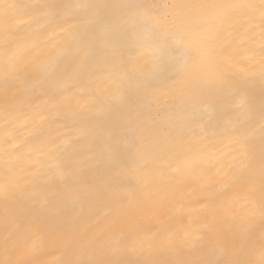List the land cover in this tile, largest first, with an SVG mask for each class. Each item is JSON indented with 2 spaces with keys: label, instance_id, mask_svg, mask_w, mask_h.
I'll use <instances>...</instances> for the list:
<instances>
[{
  "label": "clouds",
  "instance_id": "9594fccd",
  "mask_svg": "<svg viewBox=\"0 0 264 264\" xmlns=\"http://www.w3.org/2000/svg\"><path fill=\"white\" fill-rule=\"evenodd\" d=\"M0 264H264V0H0Z\"/></svg>",
  "mask_w": 264,
  "mask_h": 264
}]
</instances>
